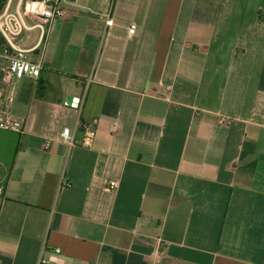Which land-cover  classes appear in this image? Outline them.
Wrapping results in <instances>:
<instances>
[{"label":"crops","instance_id":"obj_1","mask_svg":"<svg viewBox=\"0 0 264 264\" xmlns=\"http://www.w3.org/2000/svg\"><path fill=\"white\" fill-rule=\"evenodd\" d=\"M64 8L0 71V264H264V0Z\"/></svg>","mask_w":264,"mask_h":264},{"label":"built area","instance_id":"obj_2","mask_svg":"<svg viewBox=\"0 0 264 264\" xmlns=\"http://www.w3.org/2000/svg\"><path fill=\"white\" fill-rule=\"evenodd\" d=\"M67 0H25L23 10L21 12H12L6 9L0 14V59L5 62L0 66L3 80L10 83L12 80H21L30 78L38 80L42 72V57L39 61H33L30 52L18 45L17 39L20 38L27 30L26 19L40 20L45 32H49L52 24L58 18L65 14L64 3ZM107 26H113L114 20L108 13L103 16ZM136 25L130 27V34L135 33ZM44 55V50L41 56ZM79 104V102H78ZM220 123H228V120L221 119ZM0 128L12 130L21 133L23 131L22 121L13 118L8 113H0ZM88 138L92 137V130H89ZM62 141L68 144L74 143V137L70 134V128L64 129L62 133ZM49 147V145H47ZM118 188V182L112 181L109 190L114 191ZM4 195V188L0 187V208ZM57 253H61L58 249ZM158 257V256H157ZM43 263L48 260L43 259Z\"/></svg>","mask_w":264,"mask_h":264},{"label":"trees","instance_id":"obj_3","mask_svg":"<svg viewBox=\"0 0 264 264\" xmlns=\"http://www.w3.org/2000/svg\"><path fill=\"white\" fill-rule=\"evenodd\" d=\"M6 0H0V13L2 12L4 6H5ZM2 43V40H0V45Z\"/></svg>","mask_w":264,"mask_h":264}]
</instances>
